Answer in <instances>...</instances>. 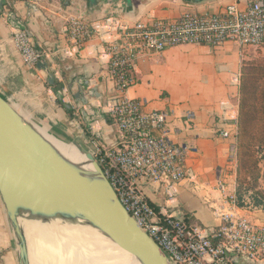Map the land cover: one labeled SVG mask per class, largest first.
I'll return each instance as SVG.
<instances>
[{"label": "crops", "instance_id": "crops-1", "mask_svg": "<svg viewBox=\"0 0 264 264\" xmlns=\"http://www.w3.org/2000/svg\"><path fill=\"white\" fill-rule=\"evenodd\" d=\"M251 0H0V93L26 118L55 139L79 142L90 151L97 146L114 145L119 133L112 120L99 119V132L93 133L90 116L75 94L88 83L103 94L114 86L106 60L97 50L98 38L92 39L80 53L67 58L62 51L72 43L64 30L67 19L82 16L97 22L111 13H119L130 21L148 14L162 19L176 18L193 4L201 11H216L232 3L246 7ZM15 12L37 47L51 52L49 69L29 68L22 60L13 40L14 27L8 21ZM255 49L241 48L227 42L219 48L186 44L161 53L139 58L135 71L137 84L129 96L146 102L147 110H165L171 116L172 137L187 148V164L199 179L197 188L184 180L174 187L175 199L190 221L200 226L218 224L212 205H219L223 192L237 193L238 167L229 164L233 137L224 138L225 129L238 132L241 93V69L245 61L256 59ZM50 72L55 76L49 83ZM63 92L60 101L57 91ZM99 98L89 99L88 106ZM101 100V99H100ZM69 104L72 109H67ZM82 109L87 113L82 114ZM228 112L227 119L223 115ZM192 114L190 118L189 115ZM239 121V119H238ZM157 205L169 201L163 188L145 189ZM243 213L256 224H264V208L244 207ZM0 264H19L7 212L0 196Z\"/></svg>", "mask_w": 264, "mask_h": 264}, {"label": "built area", "instance_id": "built-area-1", "mask_svg": "<svg viewBox=\"0 0 264 264\" xmlns=\"http://www.w3.org/2000/svg\"><path fill=\"white\" fill-rule=\"evenodd\" d=\"M64 30L72 43L62 51L67 58L80 53L92 39L100 40L99 57L106 60L114 86L106 98L84 106L90 116L99 113L102 119L112 120L119 138L114 145L97 146L92 153L143 230L174 264H264V224H256L243 213L237 193H227L225 182L219 183L223 192L219 205L208 201L218 224L207 227L190 221L174 193L175 185L184 180L199 187L198 175L187 164V148L173 140L167 111L147 110L145 101L129 96L137 84V62L146 54L186 44L219 48L235 42L244 49L260 47L264 0H251L244 8L232 3L216 11H201L189 4L180 16L168 19L148 14L130 21L114 12L90 23L82 16H71ZM12 40L29 68H36L44 58L53 62L51 52L39 49L28 30L14 28ZM97 123L99 119L91 123L93 133L99 132ZM220 134L234 138L229 164L238 167V132L223 129ZM150 186L163 188L171 203L155 204L145 192Z\"/></svg>", "mask_w": 264, "mask_h": 264}, {"label": "water", "instance_id": "water-1", "mask_svg": "<svg viewBox=\"0 0 264 264\" xmlns=\"http://www.w3.org/2000/svg\"><path fill=\"white\" fill-rule=\"evenodd\" d=\"M8 21L14 28L27 30L15 12L9 13ZM37 65L47 70L49 60L44 58ZM54 82L50 72L49 83ZM89 84L75 94L84 105L90 98L103 99ZM57 96L61 101L63 92L57 91ZM82 114L87 115L83 109ZM86 117L90 123L104 118L99 113ZM57 141L68 144L26 118L0 93V196L19 264H35L31 226L45 233L91 230L127 249L137 264H174L127 211L94 154L72 142L87 156L85 161L78 160Z\"/></svg>", "mask_w": 264, "mask_h": 264}, {"label": "bare ground", "instance_id": "bare-ground-1", "mask_svg": "<svg viewBox=\"0 0 264 264\" xmlns=\"http://www.w3.org/2000/svg\"><path fill=\"white\" fill-rule=\"evenodd\" d=\"M56 143L72 157L87 160L72 142ZM70 229H50L45 233L31 226L35 264H137L127 249L97 233L83 228Z\"/></svg>", "mask_w": 264, "mask_h": 264}, {"label": "trees", "instance_id": "trees-1", "mask_svg": "<svg viewBox=\"0 0 264 264\" xmlns=\"http://www.w3.org/2000/svg\"><path fill=\"white\" fill-rule=\"evenodd\" d=\"M240 94L238 202L242 207L247 205L246 207L264 208V195L249 205L244 199L248 192L241 187L245 182L242 172L254 168L257 164V153L264 150V62H243Z\"/></svg>", "mask_w": 264, "mask_h": 264}, {"label": "rangeland", "instance_id": "rangeland-1", "mask_svg": "<svg viewBox=\"0 0 264 264\" xmlns=\"http://www.w3.org/2000/svg\"><path fill=\"white\" fill-rule=\"evenodd\" d=\"M251 48L256 50L255 53L257 54V56L256 59L251 60L250 62H264V43L258 48ZM256 158V166L249 171L242 172V179L245 182L241 187L243 190H246L248 192V194L244 195V199L249 205L253 203L257 198H261L264 195V150L257 153Z\"/></svg>", "mask_w": 264, "mask_h": 264}]
</instances>
